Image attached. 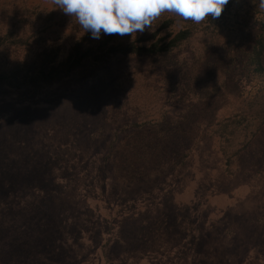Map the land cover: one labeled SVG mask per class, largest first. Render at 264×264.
I'll use <instances>...</instances> for the list:
<instances>
[{
	"label": "rangeland",
	"instance_id": "1",
	"mask_svg": "<svg viewBox=\"0 0 264 264\" xmlns=\"http://www.w3.org/2000/svg\"><path fill=\"white\" fill-rule=\"evenodd\" d=\"M170 18L180 28L165 13L143 33ZM7 31L28 44L1 50V70L42 47L58 49L60 62L84 34L51 0H0ZM215 40L196 36L172 68L156 56L119 57L0 97V163L32 172L0 200L14 207L5 228L21 233L32 219L35 233L53 235L29 264H264V116L252 118L245 145L227 147L226 170L220 120L250 112L254 89L235 99L222 73L204 70ZM147 145L149 161L131 159Z\"/></svg>",
	"mask_w": 264,
	"mask_h": 264
},
{
	"label": "trees",
	"instance_id": "2",
	"mask_svg": "<svg viewBox=\"0 0 264 264\" xmlns=\"http://www.w3.org/2000/svg\"><path fill=\"white\" fill-rule=\"evenodd\" d=\"M173 20L164 19L161 29L151 34L143 33L130 42H121L118 34H103L101 38L93 39L91 32L84 33L60 62L57 60L58 49L42 47L31 60L18 61L5 70L0 69V97H6L13 90L40 91L70 77L83 76L94 67L105 66L119 57L156 56L164 67L172 68L178 54L188 49L187 45L196 36L216 39L201 55V59H206L204 70L208 72L212 69L214 75L222 73L221 84L227 86L228 94L235 99L242 95L244 89H254L249 95L250 112L220 120L219 131L216 132L221 140V153L228 170L230 156L227 147H233L236 141L245 145L253 134L250 133L254 126L252 118L264 116V9L259 7V0H229L218 19L209 17L201 24L179 19L182 24L177 29L173 28ZM164 30L166 32L160 36ZM27 44L26 39L12 31L0 35V51ZM212 83L217 91V80L213 78ZM199 112L192 110L189 113L197 116ZM148 145L140 150L142 154L131 155V159L137 157L140 161H149ZM132 147L135 148V145ZM15 163H0V200L7 195L6 192L15 189V179L19 178L24 187V182L32 176L29 168L14 170ZM13 208L10 203L4 210L0 206V233H16L13 224L11 231L5 228L6 217H10L11 221L13 219ZM37 211L43 214V211ZM36 230L35 223L29 219L25 221L21 233H35Z\"/></svg>",
	"mask_w": 264,
	"mask_h": 264
},
{
	"label": "clouds",
	"instance_id": "3",
	"mask_svg": "<svg viewBox=\"0 0 264 264\" xmlns=\"http://www.w3.org/2000/svg\"><path fill=\"white\" fill-rule=\"evenodd\" d=\"M56 9L91 32L93 39L106 35L135 36L152 28L165 13L201 24L209 17L218 19L229 0H51ZM264 9V0H259Z\"/></svg>",
	"mask_w": 264,
	"mask_h": 264
},
{
	"label": "crops",
	"instance_id": "4",
	"mask_svg": "<svg viewBox=\"0 0 264 264\" xmlns=\"http://www.w3.org/2000/svg\"><path fill=\"white\" fill-rule=\"evenodd\" d=\"M48 233H0V263L29 264L34 261L38 248L52 244Z\"/></svg>",
	"mask_w": 264,
	"mask_h": 264
}]
</instances>
